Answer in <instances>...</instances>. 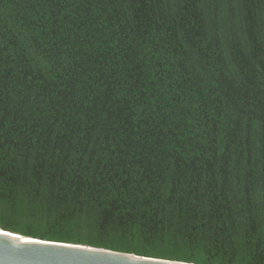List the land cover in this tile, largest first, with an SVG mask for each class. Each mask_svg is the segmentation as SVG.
<instances>
[{
	"label": "trees",
	"instance_id": "obj_1",
	"mask_svg": "<svg viewBox=\"0 0 264 264\" xmlns=\"http://www.w3.org/2000/svg\"><path fill=\"white\" fill-rule=\"evenodd\" d=\"M0 229L264 264V0H0Z\"/></svg>",
	"mask_w": 264,
	"mask_h": 264
},
{
	"label": "water",
	"instance_id": "obj_2",
	"mask_svg": "<svg viewBox=\"0 0 264 264\" xmlns=\"http://www.w3.org/2000/svg\"><path fill=\"white\" fill-rule=\"evenodd\" d=\"M52 242V243H51ZM0 264H189L46 241L0 229Z\"/></svg>",
	"mask_w": 264,
	"mask_h": 264
},
{
	"label": "clouds",
	"instance_id": "obj_3",
	"mask_svg": "<svg viewBox=\"0 0 264 264\" xmlns=\"http://www.w3.org/2000/svg\"><path fill=\"white\" fill-rule=\"evenodd\" d=\"M52 243V242H51Z\"/></svg>",
	"mask_w": 264,
	"mask_h": 264
}]
</instances>
